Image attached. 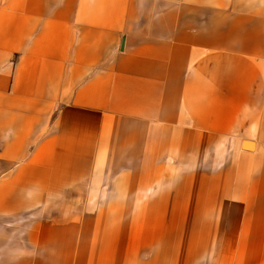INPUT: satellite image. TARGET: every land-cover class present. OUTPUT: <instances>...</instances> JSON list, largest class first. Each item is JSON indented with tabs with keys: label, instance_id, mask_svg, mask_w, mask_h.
I'll list each match as a JSON object with an SVG mask.
<instances>
[{
	"label": "crops",
	"instance_id": "1",
	"mask_svg": "<svg viewBox=\"0 0 264 264\" xmlns=\"http://www.w3.org/2000/svg\"><path fill=\"white\" fill-rule=\"evenodd\" d=\"M0 264H264V0H0Z\"/></svg>",
	"mask_w": 264,
	"mask_h": 264
}]
</instances>
